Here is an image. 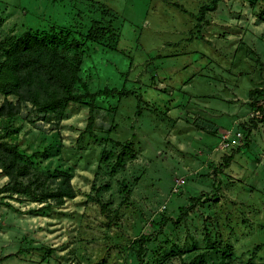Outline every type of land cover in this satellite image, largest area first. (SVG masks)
<instances>
[{
	"label": "rangeland",
	"instance_id": "374dc122",
	"mask_svg": "<svg viewBox=\"0 0 264 264\" xmlns=\"http://www.w3.org/2000/svg\"><path fill=\"white\" fill-rule=\"evenodd\" d=\"M26 32L81 60L98 110L85 131L91 99L71 102L60 153L41 157L71 170L75 198L32 214L0 194V264H219L209 239L264 264V0H0V61ZM45 128L0 115L27 152ZM122 143L134 154L112 171Z\"/></svg>",
	"mask_w": 264,
	"mask_h": 264
},
{
	"label": "trees",
	"instance_id": "16d2710c",
	"mask_svg": "<svg viewBox=\"0 0 264 264\" xmlns=\"http://www.w3.org/2000/svg\"><path fill=\"white\" fill-rule=\"evenodd\" d=\"M219 0H212L214 6ZM209 8L210 7H206ZM213 8V7H212ZM89 36L97 37L99 33L92 30ZM74 45L82 47L77 41ZM81 60L73 61L65 55L55 42L26 32L10 45L0 61V94L4 96L0 107L1 116L14 117L21 115L33 126L47 130L52 127L50 143L33 152L22 149L18 142L0 139V173L9 181L0 187V194L20 195L40 203L37 209L30 211L40 214L54 206L64 205L66 199L75 198L77 191L72 183V172L69 168L43 165L41 157L52 153H60V126L71 102H85L90 107V117L85 131H92L96 125L98 110L96 93L89 90L80 93L77 84L81 79ZM88 89V87H87ZM100 92H104L100 91ZM109 93L127 96L131 92L106 89ZM263 88L250 91V95L263 94ZM257 110L264 113V107ZM264 121V114L262 116ZM44 139V137H43ZM57 142V146L54 144ZM134 154V150L122 143L119 152H111L115 156L112 163L115 171L126 166V159ZM212 247L221 255L219 264H233L232 247H224L219 242L209 239Z\"/></svg>",
	"mask_w": 264,
	"mask_h": 264
},
{
	"label": "built area",
	"instance_id": "2783aa9c",
	"mask_svg": "<svg viewBox=\"0 0 264 264\" xmlns=\"http://www.w3.org/2000/svg\"><path fill=\"white\" fill-rule=\"evenodd\" d=\"M222 146L225 147V148H227V147L230 146V142H229V141H224V142L222 143Z\"/></svg>",
	"mask_w": 264,
	"mask_h": 264
}]
</instances>
